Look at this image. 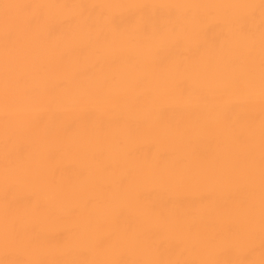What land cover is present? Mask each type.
<instances>
[{
    "label": "bare ground",
    "instance_id": "bare-ground-1",
    "mask_svg": "<svg viewBox=\"0 0 264 264\" xmlns=\"http://www.w3.org/2000/svg\"><path fill=\"white\" fill-rule=\"evenodd\" d=\"M0 264H264V0H0Z\"/></svg>",
    "mask_w": 264,
    "mask_h": 264
}]
</instances>
